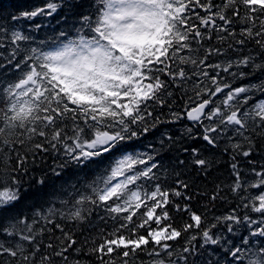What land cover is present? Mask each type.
<instances>
[{"label": "snow or ice", "instance_id": "obj_1", "mask_svg": "<svg viewBox=\"0 0 264 264\" xmlns=\"http://www.w3.org/2000/svg\"><path fill=\"white\" fill-rule=\"evenodd\" d=\"M10 6L0 11V264H264V0H92L87 14L82 0ZM70 16L78 26L59 31L45 20ZM163 125L182 131L136 149ZM178 144L205 174L227 155L231 182L193 192L158 159ZM69 173L94 178L81 188ZM225 189L237 203L216 215ZM98 211L94 235L66 230ZM173 212L188 219L177 226Z\"/></svg>", "mask_w": 264, "mask_h": 264}, {"label": "trees", "instance_id": "obj_2", "mask_svg": "<svg viewBox=\"0 0 264 264\" xmlns=\"http://www.w3.org/2000/svg\"><path fill=\"white\" fill-rule=\"evenodd\" d=\"M21 2V0H0V11H3L5 14L8 12L15 13L16 8L11 7L10 5H14ZM30 3L34 4H42L44 0H28ZM84 7L80 10L83 14H87L86 9L89 7V5L92 3V0H82ZM63 11L60 12V15L56 16V19H60V17L63 15ZM56 15V14H54ZM46 22L50 21L51 25L55 28L56 31H59L61 28H68L69 24H72L74 27L78 26V18L70 16L68 18V22L65 23V21H61V24H56L55 19H52L51 17L45 18ZM27 28L28 25H25ZM52 33L49 31L47 27L41 29L38 33H36L37 37L39 39H45L48 35H51ZM247 81H237V84L239 83H246ZM165 130L169 131L173 135H179L182 131L180 125H163L160 126L159 130H154L152 134H149L145 137H142L139 141L134 142L136 144V149L139 151H151V149L148 147L149 144L155 145L157 148H159V139L161 137V133ZM181 147V145H175V146H165L164 150L161 152L160 157L158 159H163L164 164L169 168L172 169L175 167L177 172L182 173L181 178L186 179L190 185H192V191H203L211 193L217 184H229L231 182V175L228 168V156L223 155L220 156L219 153H217V158L221 161L217 165L213 166L207 174L200 172L198 169L194 168L191 165V157L188 156V154L183 153L182 151H179L178 149ZM185 160L187 162L186 166H177L178 160ZM256 160H260L261 156L254 157ZM49 163H51V160H49ZM245 171H247V168H245ZM94 178V175L92 173H89L87 175H79V177L72 176L70 173L65 176V180H68L69 183H77L78 186L83 188V185L87 182H90ZM27 180V177H25ZM175 179V176H172L168 180V184H172ZM57 185L61 183V181L56 182ZM46 192H51L53 189H45ZM72 189L66 184L65 185V191H58L57 194L60 196H66L67 193L71 192ZM226 194L229 196V200L227 202H223L220 200H217L215 203L214 213L216 215H220L221 213L228 212L231 207H234L237 201H235L232 198L231 193H227V189H225ZM54 199V197H53ZM181 203H188V201H181ZM207 203V197L204 196H196L191 202V207L193 210L199 212L204 211V205ZM103 215L102 212H96L94 213L90 220V224H83V225H77L72 222H68L66 226V230L72 231L75 233V238L78 242H82L85 237L89 235H94L96 232L99 231L101 227H104V223L100 220V216ZM254 217L256 214H252ZM174 221L177 226L181 225L184 220H187L188 217L185 215L183 219H181L180 214H176L173 212ZM61 223H64L63 221H60ZM110 226V222H109ZM242 235H246V232L241 233ZM55 235L59 236L60 233L57 231ZM185 241L182 239L177 244V248L183 247ZM80 259L84 261H91V264H95V259L93 257L89 256H81ZM146 259V257H145Z\"/></svg>", "mask_w": 264, "mask_h": 264}, {"label": "bare ground", "instance_id": "obj_3", "mask_svg": "<svg viewBox=\"0 0 264 264\" xmlns=\"http://www.w3.org/2000/svg\"><path fill=\"white\" fill-rule=\"evenodd\" d=\"M216 214V213H215Z\"/></svg>", "mask_w": 264, "mask_h": 264}]
</instances>
